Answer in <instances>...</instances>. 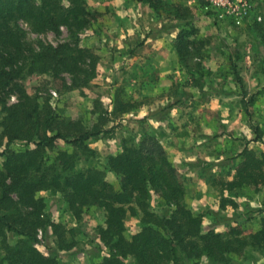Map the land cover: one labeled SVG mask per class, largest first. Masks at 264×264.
<instances>
[{
	"label": "trees",
	"instance_id": "trees-1",
	"mask_svg": "<svg viewBox=\"0 0 264 264\" xmlns=\"http://www.w3.org/2000/svg\"><path fill=\"white\" fill-rule=\"evenodd\" d=\"M133 1L181 24L174 48L182 66L192 57L191 50L204 48L205 43L195 38L198 30L186 4L189 0ZM103 16L86 0H0V139H5L4 145L0 140V264H59L56 254L45 255L38 247V231L44 225L55 238L54 253L74 249L73 230L44 219L45 203L37 196L42 191L59 193L75 220L91 208L104 212L97 238L107 253L94 264H129L128 260L134 264H200L203 258L207 264H233L248 248L262 250L264 211L249 234L239 227L230 228L227 234L203 231V215L190 208L182 174L152 135L124 144L121 151L107 157L105 170L94 165L77 169L82 157L94 162L97 154L87 142L106 132L107 120L99 116L86 126L83 115L59 114L50 97L38 89L29 93L22 82L28 76L48 75L58 85L57 94L61 89L85 86L95 76L98 56L82 38L91 36ZM22 25L34 35H60L64 29L69 43L31 46ZM232 74L250 118L248 107L257 93L245 100L242 79L235 68ZM6 96L16 101L9 104ZM134 108L129 101L115 99L112 114L123 115ZM253 132L251 141L261 142L259 127L253 126ZM249 143L236 157L231 179L220 183L221 192L246 188L256 193L264 188V152L248 148ZM106 171L118 178L117 188L106 181ZM152 196L170 208L168 215L150 210ZM137 214L142 227L129 236L125 219ZM11 238L13 244H9Z\"/></svg>",
	"mask_w": 264,
	"mask_h": 264
},
{
	"label": "rangeland",
	"instance_id": "rangeland-1",
	"mask_svg": "<svg viewBox=\"0 0 264 264\" xmlns=\"http://www.w3.org/2000/svg\"><path fill=\"white\" fill-rule=\"evenodd\" d=\"M186 4L191 7L193 25L198 30L195 38L205 43L204 48L198 52L191 50L192 57L186 67L179 63L174 48L181 24L151 11L153 29L147 26L127 48L121 44L116 49L111 45H102L97 38L100 34L93 36L98 43H90L91 37L82 38L84 45L98 50L99 54L95 76L82 88L71 91L59 88L61 92L57 94L55 89L58 85L55 86L48 75L28 76L22 84L29 93L38 89L43 96L50 97L52 107L59 114L83 115L86 126L99 116L107 120L104 127L106 132L87 142L97 154L94 162L82 157L77 169L94 165L105 170L108 156L121 151L124 144H134L144 135L156 137L171 159L182 148H188L195 152L192 160H197V163H185L188 165L183 167L182 174H185L183 179L187 188L193 184L192 176H195L198 183L204 181L198 187L204 188L206 193L202 199L193 200L190 205L194 209L208 204L202 212L203 231L214 230L227 234L230 228L239 227L245 234H249L257 228L263 214L261 212L264 211V188L256 193L246 188L227 193L221 192L220 183L231 179L238 162L236 157L246 142H250V149L264 152V80L254 92L248 91L244 84L245 78L254 79L256 74L264 76V0H252L250 12L242 18L240 24L225 14L210 11L201 0ZM22 27L27 31V42L31 46L38 43L52 46L69 43L64 29L60 35H34L26 25ZM154 31L162 35V50L172 56L171 64L168 57L165 63L174 71L171 69L162 76L139 75L136 70L142 60H139L137 52L143 51V39ZM124 50L125 55L122 54ZM245 50L247 53H244ZM252 50L255 51L249 54ZM233 68L242 79L247 93L245 100L257 93L255 102L248 107L250 118L241 102V90L232 74ZM5 99L9 104L16 101L14 96H6ZM115 99L129 101L135 108L123 115H113ZM185 126L197 131L192 138L185 137ZM253 126L261 130V142L251 141L255 138ZM0 140L4 145L5 139ZM16 146L22 144L16 143ZM58 146L67 148L61 143ZM2 149L3 146L0 152ZM2 161L0 156V166ZM105 178L109 184L118 187V178L113 173L106 171ZM198 193L191 195L196 197ZM37 196L45 203L44 219L72 229L75 237L74 249L54 253L55 238L49 227L44 225L37 236L42 253L56 254L59 264H94L107 253V248L97 238V228L104 224L102 210L91 208L83 213L80 220H75L59 193L42 191ZM223 200H226L225 208L221 209ZM149 208L161 216L170 212V208L156 196L151 197ZM213 222L216 230L209 229ZM125 226L129 236L137 233L142 227L140 214L127 215ZM14 242L12 238L9 240V244ZM128 263L134 264L131 260ZM200 264H207L206 259L203 258ZM233 264H264V248L259 251L246 249L241 258L233 260Z\"/></svg>",
	"mask_w": 264,
	"mask_h": 264
},
{
	"label": "crops",
	"instance_id": "crops-1",
	"mask_svg": "<svg viewBox=\"0 0 264 264\" xmlns=\"http://www.w3.org/2000/svg\"><path fill=\"white\" fill-rule=\"evenodd\" d=\"M86 2L90 7L99 9V11L104 13L101 25L93 33H90V43H98L99 41H101L102 45H111L114 47V49L119 48V44H121L122 47L127 48L128 45L131 44V42L134 40V38L140 37V34L145 29H147V26L153 29L152 26L154 25V23L150 15L151 10L146 5L135 2L133 0H86ZM189 3L191 4L193 3V1H190ZM147 17L149 18L148 22ZM97 34H100L101 36H98ZM96 35L99 41L93 37ZM161 36L162 35L156 34V31H154L153 33L149 34L148 37L145 36V38L143 39V51L137 52L139 60H142L136 70V73H138L139 75L152 76L154 74H158L162 76L169 73V71L172 69L171 66H167V64L165 63L166 57H168L167 60L170 65L172 56L169 53H164V51L162 50V46L160 45L163 43L160 40ZM97 51L98 50H95V53L99 56ZM245 51L244 53H247V51ZM254 51L255 50H252V52H249V54L253 53ZM122 54L125 55L126 50H124ZM248 57L249 56H246L245 58ZM99 65H101V63H99ZM172 71H174V69H172ZM262 76L263 75L256 74V78L254 79L249 77L248 79L245 78L244 84L246 85V89L250 92L256 91L259 83L264 80V76L263 78ZM161 79L165 80V78L163 77H161ZM262 101L263 100H261V102ZM184 129L185 132L183 133H185L186 138L189 136L192 138V136H194V134H196L197 132L193 130V127L190 128L185 126ZM248 148H250V145H248ZM194 154L195 152L193 150L182 148L178 153L173 155L174 157L172 156V163L174 167L182 174V170H184L183 167L188 165H185V163H197V160L196 162L192 160ZM193 171H195V168H193ZM183 175L185 174H182V176ZM192 178L193 184L188 186V188L186 187V199L189 206L191 205V202L193 200L198 201V199H202L204 193H206V190L204 188L202 189V187H198L200 183L204 184V181L198 183V180H196L195 176H192ZM197 192L199 193L196 197L191 195H194ZM207 205L208 204L206 203L204 204V206L200 205L199 207H196L192 210L196 213H202L203 209ZM207 217L208 215H206V218ZM211 219L213 220V218ZM211 225L212 227H209V229L214 228L216 230L215 222H213Z\"/></svg>",
	"mask_w": 264,
	"mask_h": 264
},
{
	"label": "built area",
	"instance_id": "built-area-1",
	"mask_svg": "<svg viewBox=\"0 0 264 264\" xmlns=\"http://www.w3.org/2000/svg\"><path fill=\"white\" fill-rule=\"evenodd\" d=\"M194 1V0H189ZM207 9L227 15L236 24L250 12L252 0H201Z\"/></svg>",
	"mask_w": 264,
	"mask_h": 264
}]
</instances>
